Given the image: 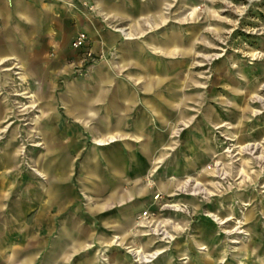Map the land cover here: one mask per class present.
<instances>
[{
	"label": "rangeland",
	"instance_id": "1",
	"mask_svg": "<svg viewBox=\"0 0 264 264\" xmlns=\"http://www.w3.org/2000/svg\"><path fill=\"white\" fill-rule=\"evenodd\" d=\"M17 1L49 32L32 45L44 48L42 83L19 64L1 70L13 80L0 84V205L21 210L19 233L34 236V259L14 264H43L44 239L59 238L61 226L82 228L83 242L75 252L67 242L63 264H264V0ZM80 32L85 45L74 47ZM96 66L110 70L111 88L125 81L137 91L138 76L158 79L148 93L172 100L165 127L145 115L139 132L122 116L115 139L98 144L96 116L66 112L87 97L75 84L97 86ZM114 147L122 199L96 209L116 182ZM211 212L228 220L218 224Z\"/></svg>",
	"mask_w": 264,
	"mask_h": 264
},
{
	"label": "crops",
	"instance_id": "2",
	"mask_svg": "<svg viewBox=\"0 0 264 264\" xmlns=\"http://www.w3.org/2000/svg\"><path fill=\"white\" fill-rule=\"evenodd\" d=\"M29 4V3H28ZM63 5L59 4V9ZM23 20V25L21 27L20 20ZM47 25L44 22L36 21L30 14L29 7L26 10L21 11L18 7V1L12 0V6L9 7L5 0H0V84L8 83L13 78H9L6 80V76L10 73H4L1 70L10 69L11 65L6 66V63H14L19 64L18 66L31 69L32 73L36 80H39L42 83L45 75V70L47 69L46 57L44 56V48L36 49L34 44L37 39L40 37L45 38L43 35H47L49 32ZM119 30V29H118ZM38 32L37 34H32L33 32ZM120 31V30H119ZM123 32V31H122ZM124 33V32H123ZM128 33V32H127ZM125 34V33H124ZM130 34V33H128ZM52 37L50 35L47 37V40ZM49 41V40H48ZM121 56V65L124 66L127 64V58L124 52L120 54ZM91 78L95 79L97 82V86H86V83L75 84L74 88H71V91L74 93L81 92L83 94H87L85 97V101L76 102L73 104V108H67L68 115H78L81 116L83 114H88L87 111L96 116L93 121V126L97 131V140H106L108 137H111L112 140L115 139L114 131L119 130V126L121 125V117L129 116L134 117L131 120L132 128L136 131L143 132L142 120L144 116L152 118L154 116L155 124L159 127H165L168 117L171 114V108L173 107L172 100L164 99V96L158 95L157 93H148L149 85L155 84V90L158 88V84L160 85V81L156 78L138 76L137 81H135V86L138 87V90H142L143 92H138L135 90L129 91L125 86V81H115L114 84L116 86L111 88V83L113 79L110 76V70L106 67L96 66L95 69L91 72ZM22 80H25L23 76H21ZM95 82V83H96ZM132 83V82H131ZM97 87V88H96ZM127 88V89H126ZM24 92V91H23ZM25 93V92H24ZM88 94H93L91 98H89ZM172 99V98H171ZM93 107V108H92ZM124 107V108H122ZM91 108V109H90ZM6 114L2 113L0 106V121L5 117ZM115 119L112 121V118ZM117 117V119H116ZM212 119H214L212 117ZM188 128L184 129L186 131ZM1 131V128H0ZM109 139V138H108ZM161 139V138H160ZM159 139V140H160ZM112 140L99 143L100 145L108 144ZM140 150L145 156V160L149 161L151 154V146L150 143L144 142L140 145ZM11 149L4 156L5 165H11L13 160L15 159L14 154H11ZM111 153L114 154L116 163L114 162L110 166V171L115 173V183H112L109 186V191H103L102 193H109L106 197V201L95 205L96 209H102L105 203L122 199L121 194L118 192L116 194L115 191L117 186L121 183V177L123 174V164L122 162L118 163V149L116 147L111 150ZM214 153V149H210L205 156L200 158L201 163L210 160L211 154ZM138 157H133V163L135 165L134 168L139 169V161ZM47 157L45 158L46 162ZM195 164L192 163V167ZM7 166V167H8ZM204 173L207 172V167L203 169ZM15 174V173H14ZM92 174H95L94 168L92 169ZM120 181V182H119ZM103 188H106V185H102ZM165 186V184L163 185ZM112 187V188H111ZM4 195H0V199L3 198ZM5 197V196H4ZM23 216L24 209L22 211ZM21 215V210L17 211L11 208V206L2 207L0 205V234H3L2 242L0 245V260L3 258L5 253L9 250L11 254L4 259L5 264H14L16 260L20 256H25L20 262L29 263L34 259L33 249H34V236L30 233V231H26L24 235L21 237L18 225L21 223L18 222L20 219H17ZM15 220L17 222H15ZM29 227V226H28ZM29 229V228H28ZM67 228L61 226L58 230L59 238L51 239L50 237H46L44 239V244L47 245L44 249L45 257L43 264H63L66 263L70 258V253H68L66 244L71 241V251H77L81 246H83V242L80 239L81 237V229H77L72 233L71 231L66 230ZM30 230V229H29ZM206 232V229L202 228V233ZM66 237V238H65ZM220 238V237H219ZM218 238V239H219ZM21 239V247L12 248L7 243H11ZM207 238L204 237V241ZM217 239V236L213 238ZM114 240V239H113ZM110 241H112L110 239ZM221 241V239H220ZM219 241V242H220ZM10 249H7V248ZM206 248V246H203ZM160 250V249H157ZM162 250H160L161 252ZM74 259L71 258L70 262ZM69 262V263H70ZM79 264H92L86 261H82Z\"/></svg>",
	"mask_w": 264,
	"mask_h": 264
},
{
	"label": "bare ground",
	"instance_id": "3",
	"mask_svg": "<svg viewBox=\"0 0 264 264\" xmlns=\"http://www.w3.org/2000/svg\"><path fill=\"white\" fill-rule=\"evenodd\" d=\"M120 31H122L123 30V28H120L119 29ZM128 35V34H127ZM109 138V139H108ZM107 138V140H112V138L111 137H108ZM98 142L99 143H105V141L104 140H98ZM196 185L198 184L199 185V183L197 182V183H195ZM197 187V186H196ZM197 192V191H196ZM195 192V193H196ZM216 213V212H215ZM215 213H213V212H211V213H208V215H210V216H212V218H213V220L216 222V223H218V224H223V223H225L227 220H228V218H225V219H222L221 217H220V215L218 216L217 214H215ZM224 217V216H223ZM158 251V250H157ZM157 251H152V252H150V254H146L147 256H149V257H153V255L154 254H157L158 252ZM136 252H137V250H136ZM142 256H140V258H141ZM145 257V256H144Z\"/></svg>",
	"mask_w": 264,
	"mask_h": 264
},
{
	"label": "built area",
	"instance_id": "4",
	"mask_svg": "<svg viewBox=\"0 0 264 264\" xmlns=\"http://www.w3.org/2000/svg\"><path fill=\"white\" fill-rule=\"evenodd\" d=\"M85 42H86V36L83 32H80L74 37L72 43L74 47H80L85 45Z\"/></svg>",
	"mask_w": 264,
	"mask_h": 264
}]
</instances>
